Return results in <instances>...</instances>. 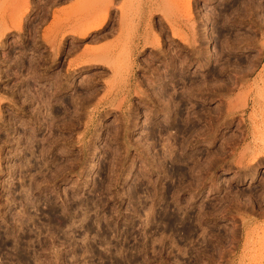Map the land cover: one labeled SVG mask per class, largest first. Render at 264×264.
Listing matches in <instances>:
<instances>
[{
	"label": "rangeland",
	"instance_id": "1",
	"mask_svg": "<svg viewBox=\"0 0 264 264\" xmlns=\"http://www.w3.org/2000/svg\"><path fill=\"white\" fill-rule=\"evenodd\" d=\"M263 151L264 0H0V264H264Z\"/></svg>",
	"mask_w": 264,
	"mask_h": 264
},
{
	"label": "bare ground",
	"instance_id": "2",
	"mask_svg": "<svg viewBox=\"0 0 264 264\" xmlns=\"http://www.w3.org/2000/svg\"><path fill=\"white\" fill-rule=\"evenodd\" d=\"M100 18V17H99ZM84 24V23H83ZM104 25H105V21H103L102 23H100V24H96V25H93V26H91L90 27V29H86L87 31L84 33V34H82V35H84V36H86V35H88L91 31H93V30H98V29H101V28H103L104 27ZM79 26V25H78ZM80 27V26H79ZM78 27V28H79ZM70 29V28H69ZM72 29V28H71ZM73 31H79V30H76V28H73L72 29ZM73 31H71V32H73ZM82 32V31H81ZM144 42V41H143ZM158 43V42H157ZM141 44V43H140ZM147 44V42L145 41L144 42V45H146ZM143 46V45H142ZM138 48V47H137ZM262 151V150H261ZM258 154H259V156H260V154L261 155H264V151L263 152H257ZM257 154V155H258ZM255 158L254 159H252V162H256L257 161V159H258V156L256 157V155L254 156ZM259 159H260V157H259ZM251 162V161H250ZM255 166H256V163L254 164V165H252V167H251V171H254L255 170Z\"/></svg>",
	"mask_w": 264,
	"mask_h": 264
}]
</instances>
